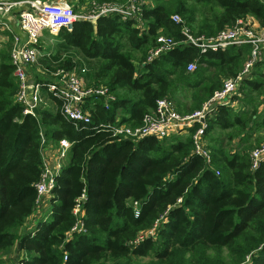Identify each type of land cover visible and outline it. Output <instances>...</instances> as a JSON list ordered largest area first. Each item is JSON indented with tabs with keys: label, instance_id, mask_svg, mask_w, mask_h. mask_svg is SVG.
Instances as JSON below:
<instances>
[{
	"label": "trees",
	"instance_id": "1",
	"mask_svg": "<svg viewBox=\"0 0 264 264\" xmlns=\"http://www.w3.org/2000/svg\"><path fill=\"white\" fill-rule=\"evenodd\" d=\"M66 1L75 12L92 14L129 0ZM144 1L143 30L134 20L111 14L98 17L95 25L77 20L72 29L61 28L55 35L59 47L73 52L63 58L53 55L57 65L82 67L74 60L76 53L96 60L88 84L105 86L115 96L107 109L102 99L86 103L91 125L119 115L121 122L138 126L158 99H172L180 88L191 91V101L176 109L192 112L225 78L240 72L249 44L201 53L183 43L147 62L158 35L184 38L182 24L171 15H179L194 36H213L247 16L264 28V0ZM10 49L6 45L0 51V264L20 253L24 264H264V162L251 169L249 149L230 151L222 140L208 143L207 164L193 153L191 134L197 125L185 137L117 138L108 131L75 127L62 115L61 101L50 96L49 106L38 107L34 116L23 114ZM191 62L195 69L189 71ZM35 79L47 81L38 74ZM240 89L246 110L238 115L220 106L207 122L205 136L214 125H238V131L249 123L264 127V107L259 109L264 61L254 64ZM43 138L55 143L66 138L72 145L56 176L50 216L32 231L29 218L37 206ZM78 205L80 232L71 231ZM156 222L154 236L133 243Z\"/></svg>",
	"mask_w": 264,
	"mask_h": 264
},
{
	"label": "built area",
	"instance_id": "2",
	"mask_svg": "<svg viewBox=\"0 0 264 264\" xmlns=\"http://www.w3.org/2000/svg\"><path fill=\"white\" fill-rule=\"evenodd\" d=\"M144 3V0H129L126 5L102 6L92 14H79L73 10L72 5L66 0H0V9L4 12L10 11L14 7L24 6L17 13L19 29L23 32L24 37L16 35L11 30L8 22L0 19V31H8L12 37L10 61L14 66L12 74L18 84L17 101L23 107V114L34 116L33 109H38V107L45 104H42L44 99L41 95V91H45L50 97L61 101L60 110L62 115L73 121L75 127L88 128L93 131H108L111 132L112 136L123 139L139 140L149 136L163 139L197 125L195 131L191 134L193 153L202 156L205 162L210 164L211 153L204 136L208 119L218 106H234V97L239 93L243 78L249 76L255 63L264 61V28L260 27L252 17L237 20L231 27L223 28L215 35L205 37L194 36L189 32L187 25L184 24L179 15H171L174 22L182 24L184 38L181 41H175L169 36L158 35L155 39V45L148 51L147 62L153 61L161 54L183 43L192 44L201 53L218 51L229 45L249 44L251 47L250 55L244 62L240 72L233 78H225L221 86L213 92L199 109L181 113L176 109L171 98H160L156 102L155 109L145 113L141 124L135 127L121 122L119 115L111 121H96L91 125L92 118L85 108L86 103L102 99L104 107L107 109L115 96L105 86H94L86 83L84 79L85 67H59L50 71L46 70L45 72H48L49 78L47 81L34 80L27 69V66L34 65L38 61L40 51L37 43L43 31L57 33L61 28L70 30L77 20H86L95 25L98 17L111 14L119 15L123 20H134L138 28L143 30L145 24L140 12ZM187 68L189 71L194 70L195 63H189ZM41 142L43 171L39 181L35 184L37 206L35 212L31 215L32 220L29 222L32 231L36 225L33 220L39 212V206L52 195V190L56 184V176L66 163L72 145V142L66 138L60 139L56 145L47 142L44 138ZM51 158L53 159L52 163L50 162ZM249 158L251 169H256L260 163L264 162V142L249 152ZM216 173L218 174V171ZM74 213L77 214L78 220L71 231H83L84 226L81 220L83 213H80L79 205L75 207ZM134 213L135 216L139 214L137 202L134 203ZM144 232H140L138 236L144 235ZM64 258L66 257L64 256ZM10 259L7 264H24L21 254L20 256H12Z\"/></svg>",
	"mask_w": 264,
	"mask_h": 264
},
{
	"label": "crops",
	"instance_id": "3",
	"mask_svg": "<svg viewBox=\"0 0 264 264\" xmlns=\"http://www.w3.org/2000/svg\"><path fill=\"white\" fill-rule=\"evenodd\" d=\"M45 33H47V35L51 34L52 37H55V35H56V33H49L48 31H43L41 33L40 37L38 38V43L41 40V38L44 36ZM11 44H12L11 33H9L8 31H0V51L6 45H11ZM59 44H60V41L58 39H57L56 43H50V45H48L50 47H47V51H63L64 50L63 47H57ZM57 48H61V49L57 50ZM47 56L50 57L51 56V52H49L47 54ZM57 63H58V59H54L53 56H52L51 59L49 60V63H47V67L49 68V66L50 67L54 66ZM27 69H28V71L30 73L31 78L36 80L35 76L32 73L33 72L32 71L33 70V65L27 66ZM35 70L38 71V72H41V69L39 67H36ZM48 79L49 78L47 77V80ZM84 79H85V81H88L86 75H85ZM36 81H38V80H36ZM86 83H88V82H86ZM238 92H239L238 95L234 97V106L231 107V108L233 109V112H235L236 114L240 115L241 111L246 110L248 105L243 103L244 94L242 93L240 87H239V91ZM41 95L45 96V94H43V91H41ZM48 97H49V95H46L47 101L49 100ZM262 99H264L263 96H262ZM190 101H191V99H190ZM190 101L187 102V103L189 104ZM44 105H47L46 104V100H45V104ZM47 106H49V105H47ZM219 107L220 106H218L215 109L213 115H211V117L208 119V121L215 117ZM263 107H264V101L259 106V109L261 110ZM229 134L233 135V137L231 139H228V137H229L228 135ZM175 135L176 136H181V137L188 136L189 135V130H183V131H181V132H179L178 134H175ZM175 135H172V136H175ZM205 139H206V141L209 144L210 143H215L217 140H222L224 147L225 148H229L230 151L242 150V149H247L248 150V149H250V147L252 146L253 143H255L256 141L259 142L260 140L264 139V127L263 128H258L256 126L253 127V124L249 123L243 130L238 131V125H236V127L235 126L234 127L233 126H229V127H225V128H222V127H220L218 125H214V126H212L210 134L205 136ZM48 142L54 143L56 145V143L53 142V141H48ZM52 161H53V159L51 158L50 162L52 163ZM49 199H50V197H48L43 203L40 204L39 212L35 216L33 222L37 223L38 221L44 220V219H46V218H48L50 216V207H49L50 206V201H49ZM45 210H48L46 217L45 218H37L40 215L42 216L43 212L45 213ZM31 220H32V217L29 218V222H31Z\"/></svg>",
	"mask_w": 264,
	"mask_h": 264
},
{
	"label": "rangeland",
	"instance_id": "4",
	"mask_svg": "<svg viewBox=\"0 0 264 264\" xmlns=\"http://www.w3.org/2000/svg\"><path fill=\"white\" fill-rule=\"evenodd\" d=\"M69 3H71V2H69ZM24 7V6H23ZM79 14L81 13V11H77ZM15 16H17V14H14ZM250 18V16H247L246 18ZM57 34V33H56ZM56 41H57V39H56V37H52V35L50 34H48L47 35V33H45L44 34V36L41 38V40L39 41V45H41V48H38L39 49V51H40V56H39V58H38V61H37V63L36 64H34L33 65V75L35 76V75H39L40 77H42V78H44V77H48V72H45L46 70H48V71H50V70H54L53 68L55 67V69H57V68H59V67H63V66H58L57 64H55L54 66H49V68L47 67V63H49V60L51 59V57L53 56V55H57V54H60V57H65L68 53H72L73 54V52H69V51H47V47H50V46H48V45H50V43H56ZM57 47H59V45L57 46ZM61 48H57V50H60ZM49 52H51V56L50 57H48L47 56V54L49 53ZM57 52V53H56ZM75 56V61H77L79 64L78 65H80V66H82V67H85L86 68V71H87V80H88V76H89V74L91 73V71H92V68H93V66L95 65V64H97V62H96V60H85L84 58H82L81 57V55H79L78 53H76V55H74ZM59 57V58H60ZM36 67H39L40 69H41V71L42 72H38V71H36L35 69H36ZM89 78H90V76H89ZM86 82H88V81H86ZM90 82V81H89ZM43 94H45V96H43V98L46 100V104L47 105H50V101L48 100L47 101V99H46V95H47V93L44 91L43 92ZM190 94H191V91L190 90H188V89H183V88H180L179 90H178V92L175 94V96L174 97H172V100H173V102H174V104H175V106H176V108H178V103H187V102H189L190 101ZM264 95V93L263 94H261V96H260V98L259 99H262V96ZM257 99H258V96H257ZM45 100H42V104H44L45 103ZM178 109H180V108H178ZM264 142V139H262V140H260L259 142H255V143H253L252 144V146L250 147V149H249V152L252 150V149H254V148H256V147H258L259 145H260V143H263ZM67 161V160H66ZM50 207V206H49ZM47 211L48 210H45V213L43 212V214H42V216L40 215L39 217H37V218H45L46 217V215H47ZM138 212H139V209H138ZM135 214V213H134ZM157 224H159L158 222H156L155 224H153V226L151 227V228H149V229H147L145 232H144V235H139L138 237H136L134 240H133V243L134 244H136V243H138L140 240H143L146 236L145 235H152V236H154L155 235V231H156V226H157ZM145 236V237H144ZM144 237V238H143ZM143 238V239H142ZM12 254L11 255H14L15 253H17L16 251H12L11 252ZM20 254H22V253H20ZM23 255V254H22ZM11 259H8V260H6L5 262H4V264H7L9 261H10Z\"/></svg>",
	"mask_w": 264,
	"mask_h": 264
},
{
	"label": "water",
	"instance_id": "5",
	"mask_svg": "<svg viewBox=\"0 0 264 264\" xmlns=\"http://www.w3.org/2000/svg\"><path fill=\"white\" fill-rule=\"evenodd\" d=\"M23 8L24 7L21 6L14 7L8 12H4L3 10L0 9V19L7 21L11 30L20 37H24V34L19 29V20L17 16H15L14 14H17ZM33 111L35 114L38 113V110L36 108H34Z\"/></svg>",
	"mask_w": 264,
	"mask_h": 264
}]
</instances>
